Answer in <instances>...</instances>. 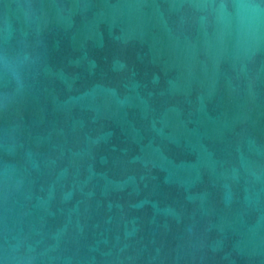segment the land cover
<instances>
[{"label":"water","instance_id":"obj_1","mask_svg":"<svg viewBox=\"0 0 264 264\" xmlns=\"http://www.w3.org/2000/svg\"><path fill=\"white\" fill-rule=\"evenodd\" d=\"M0 264H264V0H0Z\"/></svg>","mask_w":264,"mask_h":264}]
</instances>
